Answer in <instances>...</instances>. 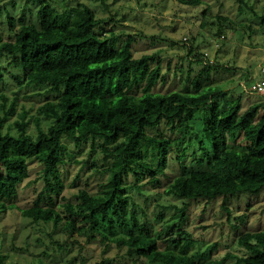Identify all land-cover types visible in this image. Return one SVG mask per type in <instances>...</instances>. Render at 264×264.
Here are the masks:
<instances>
[{
    "label": "trees",
    "instance_id": "trees-1",
    "mask_svg": "<svg viewBox=\"0 0 264 264\" xmlns=\"http://www.w3.org/2000/svg\"><path fill=\"white\" fill-rule=\"evenodd\" d=\"M31 1L38 7L37 22H30L24 12L19 18L8 12L10 39L3 41L0 34V49L8 54V65L16 69L15 79L21 85L47 86L54 99L39 107L40 115L50 123L43 127L41 119H36L34 132L29 130L25 116L16 122V134L3 131L8 115L16 111L14 105L0 115V212L15 211L16 205L6 200L18 194L30 175V162L38 160L44 165L45 186L32 207L19 208L25 218L56 227L65 221L67 228L90 241L99 237L106 246L125 247L131 255L152 264H196L195 257L186 253L194 241L191 236L182 238L181 229L179 235L166 240L174 243V248L159 249L167 228L152 236L147 224L139 223L135 202L127 191L139 186L145 177L149 183L160 182L158 174L167 169L176 144L191 135L190 120L197 111L206 109L202 133L195 134L199 167L187 170L182 165L184 171L166 193L190 201L210 202L222 197L225 205L241 201L250 207L264 193V103H253L244 109L239 97L221 108L214 96L217 88H205L201 82L206 78L204 71L209 74L211 68L217 67L209 64L193 80L195 93L155 92L162 78V62L157 54L135 57L134 36L129 35L117 49L106 32H97L102 20L88 5L60 12L54 0ZM260 20L264 25V12ZM189 49L195 57L204 55L194 45ZM162 124L170 133L159 129ZM68 139L76 147L89 139L94 146L98 140L104 144L105 158H114L115 163L108 169L109 181L101 185L99 192L81 190L77 202H63L59 210L41 203L45 196L54 201L53 197L62 191L60 166L70 153ZM230 142L245 148H230ZM177 151L183 164L186 149L178 146ZM230 168L239 174L221 171ZM131 176L135 184L128 182ZM187 208L185 203L183 216ZM238 244L244 256L229 252L219 263L233 257L236 264H264V231L246 232ZM217 261L209 258L204 264H218Z\"/></svg>",
    "mask_w": 264,
    "mask_h": 264
},
{
    "label": "rangeland",
    "instance_id": "rangeland-1",
    "mask_svg": "<svg viewBox=\"0 0 264 264\" xmlns=\"http://www.w3.org/2000/svg\"><path fill=\"white\" fill-rule=\"evenodd\" d=\"M53 3L60 12L86 4L102 20L97 32L102 35L106 32L115 48L132 35L135 57L157 54L163 69L155 92L195 93L193 80L209 64L217 67L211 68L209 74L204 71L206 78L201 82L205 88H217L214 96L221 108L239 97L244 109L253 103H264V95L255 91L257 82L264 78V25L260 20L264 0H243L242 3L239 0H199L195 3L186 0H54ZM0 9L3 10L0 13L3 41L9 38L8 12L17 18L24 12L30 22H37L38 7L31 0H0ZM193 45L203 57L189 52ZM8 58L0 49V115L4 116L12 105L16 110L8 115L3 131L16 134V122L21 116H25L31 132L37 128L36 119L40 118V125L46 127L50 121L40 115L39 107L54 99V94L46 90L47 86L21 85L15 79L16 69L8 65ZM263 111L264 108L261 113ZM205 115L206 109L197 111L196 117L190 120L191 135L176 144V150L174 148L169 155L167 169L158 174L160 182L152 184L145 177L139 186L129 188L127 193L135 202L139 223H146L152 236L167 228L158 243L160 250L174 248V243L166 240L173 239L181 229L182 238L191 236L194 241L186 253L195 257L196 264H204L209 258L219 260L218 264H236L237 259L233 257L225 263L219 262L229 252L237 257L244 256L245 251L238 244L242 234L264 231V193L250 207L241 201L225 205L222 197L210 202L190 201L166 193L173 180L184 171L182 165L187 170L199 167L196 158L200 151L195 134L202 133ZM159 129L170 133L165 124ZM68 142L70 153L60 166L62 191L52 202L45 196L43 206L50 204L62 210L60 204L77 202L81 190L99 192L111 176L108 169L115 159L105 158L104 144L97 140L92 146L93 141L89 139L76 147L70 144L72 140ZM178 146L186 149L183 164L177 158ZM228 146L237 150L245 148L234 142ZM148 160L152 161L151 156ZM43 167L38 160L30 162L29 177L20 185L18 194L6 200L17 208L10 213L0 212V264H100L103 261L106 264H152L148 259L131 255L125 247L106 246L99 237L90 241L85 235L67 228L65 221L56 227L52 223L37 224L22 216L19 208L32 207L44 189ZM221 171L239 174L234 168ZM128 182L136 183L133 176ZM185 203L188 208L183 216ZM214 244H218L217 248L210 251ZM176 250L179 252L178 248Z\"/></svg>",
    "mask_w": 264,
    "mask_h": 264
},
{
    "label": "built area",
    "instance_id": "built-area-1",
    "mask_svg": "<svg viewBox=\"0 0 264 264\" xmlns=\"http://www.w3.org/2000/svg\"><path fill=\"white\" fill-rule=\"evenodd\" d=\"M262 72H264V69L262 70ZM263 75H264V73H263ZM255 91L258 94L264 95V78L257 82V85L255 87Z\"/></svg>",
    "mask_w": 264,
    "mask_h": 264
}]
</instances>
